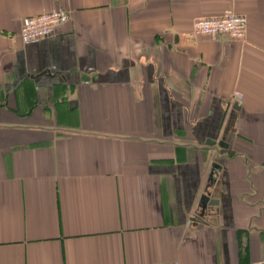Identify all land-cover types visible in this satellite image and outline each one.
I'll return each mask as SVG.
<instances>
[{
	"label": "crops",
	"instance_id": "1",
	"mask_svg": "<svg viewBox=\"0 0 264 264\" xmlns=\"http://www.w3.org/2000/svg\"><path fill=\"white\" fill-rule=\"evenodd\" d=\"M259 263L264 0H0V264Z\"/></svg>",
	"mask_w": 264,
	"mask_h": 264
},
{
	"label": "built area",
	"instance_id": "2",
	"mask_svg": "<svg viewBox=\"0 0 264 264\" xmlns=\"http://www.w3.org/2000/svg\"><path fill=\"white\" fill-rule=\"evenodd\" d=\"M70 18L69 11L58 9L25 19L21 30L23 43L27 45L37 43L56 34L61 26L70 21ZM247 28L248 18L237 14L233 9H228L221 17L197 20L194 24V35L216 38L227 34L234 40L243 41L246 37ZM234 96L239 101L242 99L238 92Z\"/></svg>",
	"mask_w": 264,
	"mask_h": 264
},
{
	"label": "water",
	"instance_id": "3",
	"mask_svg": "<svg viewBox=\"0 0 264 264\" xmlns=\"http://www.w3.org/2000/svg\"><path fill=\"white\" fill-rule=\"evenodd\" d=\"M219 205L217 200H211L209 197L204 196L200 202V212L193 218L197 222L209 223L208 217H212L218 213L215 209Z\"/></svg>",
	"mask_w": 264,
	"mask_h": 264
}]
</instances>
